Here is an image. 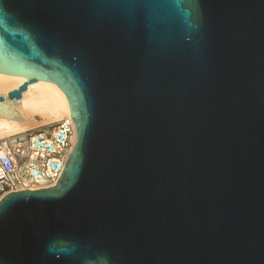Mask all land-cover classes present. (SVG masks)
Masks as SVG:
<instances>
[{
    "label": "water",
    "instance_id": "water-1",
    "mask_svg": "<svg viewBox=\"0 0 264 264\" xmlns=\"http://www.w3.org/2000/svg\"><path fill=\"white\" fill-rule=\"evenodd\" d=\"M0 73L77 135L0 200V264H264V0H0Z\"/></svg>",
    "mask_w": 264,
    "mask_h": 264
},
{
    "label": "built area",
    "instance_id": "built-area-1",
    "mask_svg": "<svg viewBox=\"0 0 264 264\" xmlns=\"http://www.w3.org/2000/svg\"><path fill=\"white\" fill-rule=\"evenodd\" d=\"M71 118L0 139V200L14 192L53 188L75 142Z\"/></svg>",
    "mask_w": 264,
    "mask_h": 264
},
{
    "label": "bare ground",
    "instance_id": "bare-ground-1",
    "mask_svg": "<svg viewBox=\"0 0 264 264\" xmlns=\"http://www.w3.org/2000/svg\"><path fill=\"white\" fill-rule=\"evenodd\" d=\"M26 80L27 76L0 73V139L71 118L62 90L45 79L28 84L20 99H8L7 93ZM76 139L75 133L73 140Z\"/></svg>",
    "mask_w": 264,
    "mask_h": 264
}]
</instances>
